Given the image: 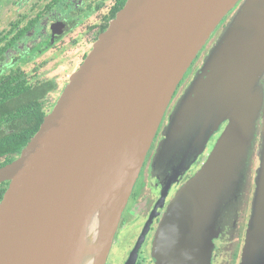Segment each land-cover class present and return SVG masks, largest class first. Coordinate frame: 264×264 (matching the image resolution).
<instances>
[{"label": "water", "instance_id": "95a60500", "mask_svg": "<svg viewBox=\"0 0 264 264\" xmlns=\"http://www.w3.org/2000/svg\"><path fill=\"white\" fill-rule=\"evenodd\" d=\"M235 8L170 115L157 153L173 179L228 122L157 233L161 244L180 249L207 237L241 187L264 117V0H127L20 156L0 169V183L9 182L0 202V264H76L94 211L88 264L106 263L178 86ZM257 156L244 264H264V120Z\"/></svg>", "mask_w": 264, "mask_h": 264}, {"label": "flooded vegetation", "instance_id": "af4514ba", "mask_svg": "<svg viewBox=\"0 0 264 264\" xmlns=\"http://www.w3.org/2000/svg\"><path fill=\"white\" fill-rule=\"evenodd\" d=\"M126 2L0 0V169L20 156L10 152L11 140L22 142L39 119L52 111L71 76ZM236 8L211 35L178 91L187 73L190 77L185 87L189 86L198 69L192 73L193 65ZM209 49L201 57V64ZM178 93L168 113L181 95ZM166 113L124 208L105 264H244L255 188V159L248 160L238 193L221 206L206 238L201 233L199 240H191L181 249L158 240L163 216L175 193L195 176L226 126L223 123L220 131L210 138L189 170L173 179L172 171L160 178L153 174L152 165L162 140V128L167 123ZM8 184L0 183V202Z\"/></svg>", "mask_w": 264, "mask_h": 264}, {"label": "rangeland", "instance_id": "374dc122", "mask_svg": "<svg viewBox=\"0 0 264 264\" xmlns=\"http://www.w3.org/2000/svg\"><path fill=\"white\" fill-rule=\"evenodd\" d=\"M232 16H233V14L230 16V18H229V20L226 22V24H224V26L220 29V31L219 32H217V33H215V35L212 37V39L209 41V43H208V45H207V47H206V50H204L203 51V53L201 54L202 56L207 52V49H209L208 50V54H209V52H210V50L215 46V44L217 43V41L219 40V38L221 37V35H222V33H223V31L225 30V28H226V26H227V24L229 23V21L231 20V18H232ZM212 44V45H211ZM202 56H200V59H201V57ZM207 57V56H206ZM198 60L197 62H195L196 64H194L193 65V68H192V73H193V71L194 70H196V68H198L197 69V71L200 69V67H201V60ZM196 71V72H197ZM188 72V71H187ZM188 76V77H187ZM187 76L185 77V81H184V83H183V85H181L180 86V88H179V93L178 94H180L181 93V91H182V89L185 87V85H186V83H187V81L186 80H188L189 81V77H190V73H187ZM182 84V83H181ZM189 84V83H188ZM187 87H188V85L185 87V89L183 90V92L181 93V95L184 93V91L187 89ZM177 93H175V94H177ZM181 95L178 97V99H177V101L175 102V104H174V106H173V108H172V110L170 111V113H168V111H167V113L169 114L168 115V119H167V123H166V125L162 128V132H161V139H162V135H163V132H164V129L166 128V126L168 125V120H169V118H170V115L172 114V112L174 111V108H175V106L177 105V103H178V101H179V99H180V97H181ZM176 96V95H175ZM166 113V114H167ZM263 120H264V117L262 116V118L260 119V122L258 123V125H257V127H258V131H259V136H260V129L262 128V124H263ZM226 123V126H227V124H228V122H225ZM226 126L224 127V129H223V131L225 130V128H226ZM220 129L221 128H219V130L216 132V133H218L219 131H220ZM223 131L220 133V135H219V137H218V140H219V138H220V136L222 135V133H223ZM215 133V134H216ZM214 134V135H215ZM213 135V136H214ZM218 140H216V142L214 143V146H213V148L215 147V145H216V143H217V141ZM259 143H260V137L259 138H257V134H256V136H255V141H254V143H253V145H252V150H251V152H250V155H249V161H250V158H251V161H252V159L254 160L255 159V167H256V169L258 168V166H259V159H258V156H257V154H258V149H259ZM207 146V145H206ZM206 149V148H205ZM157 153L159 152V148L157 149V151H156ZM203 154V153H202ZM210 155V154H209ZM209 157V156H208ZM208 157H207V159H208ZM207 159H204L203 161V163L205 164V162H206V160ZM201 164L202 166H201V168L204 166V164ZM153 167V174L155 175V176H157V177H160L161 178V176H163L164 174H166V173H170L171 172V170H170V168L168 167V168H166V170H165V166H166V161L164 160H161L159 157H158V155H157V157L155 158V161H154V163H153V165H152ZM200 168V169H201ZM199 169V170H200ZM198 170V171H199ZM197 171V172H198ZM196 172V173H197ZM180 189H181V187H180ZM179 189V190H180ZM178 190V191H179ZM177 191V192H178ZM254 191H255V188H254ZM176 192V193H177ZM176 193H175V195H176ZM253 195H254V192H253ZM175 197V196H174ZM173 200V199H172ZM126 215V213L123 215V216H125Z\"/></svg>", "mask_w": 264, "mask_h": 264}, {"label": "bare ground", "instance_id": "6f19581e", "mask_svg": "<svg viewBox=\"0 0 264 264\" xmlns=\"http://www.w3.org/2000/svg\"><path fill=\"white\" fill-rule=\"evenodd\" d=\"M95 211L93 214L88 218V225L84 228L81 236V244L78 251L77 261L76 264H88L90 261V244L92 243V233H93V224H94V216ZM91 238V240H90Z\"/></svg>", "mask_w": 264, "mask_h": 264}, {"label": "trees", "instance_id": "16d2710c", "mask_svg": "<svg viewBox=\"0 0 264 264\" xmlns=\"http://www.w3.org/2000/svg\"><path fill=\"white\" fill-rule=\"evenodd\" d=\"M43 120H44L43 118L39 119L38 125L34 127L33 129H31L30 131H28L25 139H23L22 142L16 143L15 141L11 140L10 152L12 153L16 152L17 155L18 154L20 155L21 151L25 148V146L28 144L31 138L35 135L36 131L38 130L39 126L42 124Z\"/></svg>", "mask_w": 264, "mask_h": 264}]
</instances>
